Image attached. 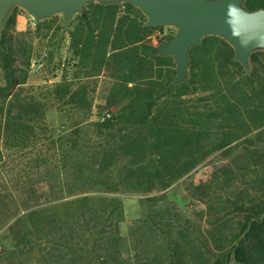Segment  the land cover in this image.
Returning a JSON list of instances; mask_svg holds the SVG:
<instances>
[{
	"label": "trees",
	"instance_id": "1",
	"mask_svg": "<svg viewBox=\"0 0 264 264\" xmlns=\"http://www.w3.org/2000/svg\"><path fill=\"white\" fill-rule=\"evenodd\" d=\"M21 10L0 40V228L13 242L0 264H264V50L247 74L225 39L206 36L190 51V83L170 87L176 61L157 49L174 34L154 37L161 27L130 3L92 2L67 30L60 15L38 22L41 39L69 36L75 61L71 80L43 86L29 80L32 46L17 43ZM98 77L119 107L106 121L90 118ZM5 152L22 154L10 166ZM215 154L190 186L204 208L187 216L166 191ZM120 192L149 195L127 233Z\"/></svg>",
	"mask_w": 264,
	"mask_h": 264
},
{
	"label": "water",
	"instance_id": "2",
	"mask_svg": "<svg viewBox=\"0 0 264 264\" xmlns=\"http://www.w3.org/2000/svg\"><path fill=\"white\" fill-rule=\"evenodd\" d=\"M130 3L146 16L145 27H173L174 36L159 46L157 53L176 61V76L170 83L189 84L190 51L201 46L206 36H219L235 50L247 74H251L252 53L264 50V7L248 9L245 0H0V40L5 21L19 7L37 21L64 15V29L89 3Z\"/></svg>",
	"mask_w": 264,
	"mask_h": 264
},
{
	"label": "rangeland",
	"instance_id": "3",
	"mask_svg": "<svg viewBox=\"0 0 264 264\" xmlns=\"http://www.w3.org/2000/svg\"><path fill=\"white\" fill-rule=\"evenodd\" d=\"M61 19L65 20L64 15H60ZM17 24L15 36L19 45L32 46V65L31 83L40 82L43 86L52 82H60L71 80L73 75V67L71 63L74 60L70 56V39L67 34L62 38L54 39L53 41L41 39L36 36V28L30 26L29 21ZM54 43V44H53ZM33 64H36L33 66ZM42 64L41 69L36 66ZM47 80L48 82L44 81ZM88 84L89 97L92 101L93 107L90 113V118L94 121H100L105 113H111L114 116L119 107H108L106 104V96L112 85V80L106 77H98L90 80ZM191 97H197L191 95ZM58 104L50 102L47 111V123L51 130L59 131L63 128V117L58 111ZM5 151V150H4ZM3 161L12 165V159H20L22 153H7L5 152ZM31 153H27V157H23V163L27 161ZM219 155H213L206 161L200 164L189 175L175 181L166 191L169 198L174 201L180 210L187 216H192L196 211L204 208V204L198 199L194 198L190 190L192 183H199L208 179L212 173L213 165L219 160ZM2 163L0 162V168ZM42 168V167H41ZM40 168V169H41ZM1 172V171H0ZM40 191H49L46 183L41 184ZM124 202L125 219L120 224L121 230L127 233L131 227L140 217H142V204L141 200L149 197V195H141L135 193L120 192L116 194ZM153 196V195H150ZM13 247V242L10 237L7 227L0 228V254L7 249Z\"/></svg>",
	"mask_w": 264,
	"mask_h": 264
},
{
	"label": "built area",
	"instance_id": "4",
	"mask_svg": "<svg viewBox=\"0 0 264 264\" xmlns=\"http://www.w3.org/2000/svg\"><path fill=\"white\" fill-rule=\"evenodd\" d=\"M22 14L25 15L28 18V21L30 23V26L32 28H36L38 25V22L35 18H33L32 16H30L27 12H25L24 10H21ZM176 29L173 27H167V26H163L160 29H158L155 34L154 37H157L160 41H166L168 38H170L173 34H175ZM75 62V61H74ZM36 64H33V66H35ZM42 64H39L36 66L37 69H41ZM112 114L111 113H105L102 118L100 119V121H106L110 118H112Z\"/></svg>",
	"mask_w": 264,
	"mask_h": 264
},
{
	"label": "crops",
	"instance_id": "5",
	"mask_svg": "<svg viewBox=\"0 0 264 264\" xmlns=\"http://www.w3.org/2000/svg\"><path fill=\"white\" fill-rule=\"evenodd\" d=\"M28 18L22 14L21 11L18 12V16H17V24L20 25L19 23L21 22H27ZM31 77H29L30 79Z\"/></svg>",
	"mask_w": 264,
	"mask_h": 264
}]
</instances>
